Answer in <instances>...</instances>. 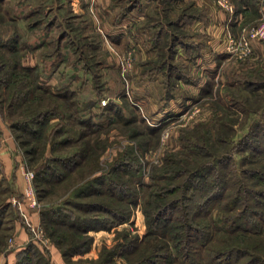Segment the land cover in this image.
<instances>
[{
    "label": "rangeland",
    "instance_id": "374dc122",
    "mask_svg": "<svg viewBox=\"0 0 264 264\" xmlns=\"http://www.w3.org/2000/svg\"><path fill=\"white\" fill-rule=\"evenodd\" d=\"M228 1L232 10L219 0H0V41L15 31L19 44L12 52L0 48V64L9 60L0 67V110L9 122L32 120L36 111L56 112L41 125L30 121L34 133L16 129V139L11 129L16 141L30 139L19 148L23 164L34 171V208L56 206L64 197L91 200L97 196L80 197L101 179H129L137 190L128 219L88 231L90 246L98 237V255L103 246L123 240L124 233L141 237L146 232L143 206L154 186L153 167L174 166L169 158L192 160L194 143L213 154L234 151L239 166L249 151L232 147L255 122L264 128V38L249 39L252 52L244 58L227 48L230 37L248 36L249 28L264 19L255 0L248 1L251 8L240 24L234 21L235 29L222 27L210 35L199 25L200 20L208 23L210 7L223 10L231 22L243 4ZM19 63L35 69L28 75L21 67L13 70ZM20 91L29 92L27 100L16 99L9 108ZM87 100L94 104L86 106ZM82 118L89 123H81ZM92 124L99 128L93 130ZM32 147L38 151L26 153ZM79 150L84 158L62 182L36 181L34 186L37 170L49 159ZM120 159L134 162L133 168L118 169ZM40 225L54 242L41 217ZM98 230L105 233L90 234ZM4 245L7 249L15 242L2 227L0 251ZM115 262L125 258L115 257Z\"/></svg>",
    "mask_w": 264,
    "mask_h": 264
},
{
    "label": "trees",
    "instance_id": "16d2710c",
    "mask_svg": "<svg viewBox=\"0 0 264 264\" xmlns=\"http://www.w3.org/2000/svg\"><path fill=\"white\" fill-rule=\"evenodd\" d=\"M248 1L239 2L248 4ZM7 37L0 41V48L10 52L17 50V32ZM8 61L3 60L0 67L3 68ZM19 67L27 75L35 69L22 63L12 65L13 70ZM28 95L29 92H17L8 107L11 108L12 101L16 99L20 103L25 102ZM93 104L91 100L86 102L88 107ZM35 113L32 120L9 122L12 131L18 129L34 133L36 130L32 129L30 121L41 125L44 123L42 120L56 112ZM80 122L89 123L84 118ZM255 125L232 147L242 153L249 151L241 157L239 166L234 160V151L223 150L213 154L207 146L194 143L197 155L192 160L169 158L167 161L175 163L174 166L153 167L151 179L154 180V189L150 190L143 206L146 232L141 237L124 233L123 240L110 247L103 246L92 264H117L115 257H124L122 264H264V128L259 121ZM96 127L99 128L94 124L92 129L96 130ZM14 133L16 139L19 138ZM220 140L222 143L226 141L224 137ZM28 141L30 139L17 142L20 146L28 144ZM36 151L32 147L26 153ZM79 157L84 158L81 150L69 156L49 159L37 170L34 186L36 181L62 182L80 164ZM122 159L116 164L118 169H129L130 163H134ZM159 179L166 183L158 182ZM88 182L83 183L85 187ZM128 182L115 178L101 179L98 186L80 197L97 196L98 199L95 197L83 202L76 201L74 197H64V203L41 208L40 217L45 231L53 237L68 263L73 262V254L89 249V230L110 229L129 218L132 212L130 204L135 203L138 195L135 185ZM79 188L75 195L80 192ZM113 201L123 203L122 207H117ZM2 202L0 198V205ZM89 211L97 213L91 215ZM58 227L62 229L59 231ZM15 264L53 262L47 251L29 241L18 251Z\"/></svg>",
    "mask_w": 264,
    "mask_h": 264
},
{
    "label": "crops",
    "instance_id": "0c3cea01",
    "mask_svg": "<svg viewBox=\"0 0 264 264\" xmlns=\"http://www.w3.org/2000/svg\"><path fill=\"white\" fill-rule=\"evenodd\" d=\"M207 2V1H206ZM253 6L258 9L259 18L264 16V0H255ZM245 4V3H244ZM239 8L238 14L233 16L230 22L227 14L221 9H213L210 7V14H206L207 24L201 20L199 25L204 33L214 34L221 32L223 29L230 27L235 29V23L240 24V17L244 16L251 8V5L245 4ZM205 7H209L207 4ZM209 18V19H208ZM225 24V26H224ZM210 32V33H209ZM210 34V35H211ZM0 191L5 196L0 205V228L4 227L7 232L12 233L16 247H8L5 245L0 251V264H15L17 253L24 245L29 242H35L41 249L47 251L53 264H81L83 259L96 258L100 245H96L98 237L94 235L93 242L89 249L84 253H75L71 256L72 263H68L59 247L46 236L45 240L33 239L36 231L41 230L40 225V209L34 208L30 204V197L27 193V179L25 178L22 167L23 157L16 141L13 137L9 120L0 110ZM103 235L104 230L93 231L90 234ZM45 234V233H44ZM81 259V262L80 260ZM87 264V263H86ZM90 264V263H88Z\"/></svg>",
    "mask_w": 264,
    "mask_h": 264
},
{
    "label": "built area",
    "instance_id": "2783aa9c",
    "mask_svg": "<svg viewBox=\"0 0 264 264\" xmlns=\"http://www.w3.org/2000/svg\"><path fill=\"white\" fill-rule=\"evenodd\" d=\"M220 4L228 7L230 10H232L233 6L228 0H219ZM256 38V39H262L264 38V19L259 22L258 24L252 25L248 30V36H243L239 39H235L233 37H230L228 40V50L231 53L237 54L239 57H246L251 54V44L249 39ZM0 145H1V139H0ZM23 174L25 178L27 179L28 184V195L31 198L30 204L32 206H38L37 199L34 195L33 190V178H34V171L32 169L27 168L25 165L22 167ZM36 238H39L41 240H45L46 236L44 232L41 230L36 231Z\"/></svg>",
    "mask_w": 264,
    "mask_h": 264
}]
</instances>
